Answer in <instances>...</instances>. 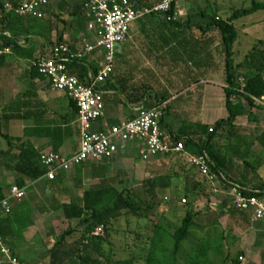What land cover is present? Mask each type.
I'll use <instances>...</instances> for the list:
<instances>
[{"label":"crops","instance_id":"1","mask_svg":"<svg viewBox=\"0 0 264 264\" xmlns=\"http://www.w3.org/2000/svg\"><path fill=\"white\" fill-rule=\"evenodd\" d=\"M4 2L5 0H0V3ZM75 2L78 0H66L64 8L71 12ZM181 4L184 6L180 19L183 23L188 18L187 11L191 9V5ZM1 19L2 17H0ZM161 19L163 18L161 17ZM202 22L205 23V19ZM248 34L246 31L238 32L239 37L233 48L235 65L243 64L253 51V45L248 42ZM5 35L10 37L7 33ZM80 35L78 42L72 44L75 47L78 46L84 33ZM67 37V35L64 36L65 39ZM33 38L30 37L29 42L23 39L22 43L30 44L27 46L20 42L21 52L16 53L11 49V55H0L5 57V60H0V125L6 123L9 133L17 134L15 136L8 135L15 140L13 158L18 152L19 140L31 143L39 156L42 153L54 152L69 157L79 151L80 143L72 147V139H66L56 152L55 137H47L45 130L47 122L51 124L53 130L62 125V118L71 113L70 100L62 93L53 92L48 80L32 79L34 61L42 56H47L45 48L40 51L38 43ZM95 63L100 69L102 58H95ZM115 70H117L116 78L112 76L107 89H104L106 117L101 122L103 128L119 126L132 120L135 117V109L138 107L152 109L159 106V100L152 96V91L140 103L135 104L131 103L125 95V92L150 87L165 89L170 94H173L172 87H186L180 95H176L164 103L168 109L161 127L168 143L173 144L176 138L191 143L190 150H188L190 154L195 155L197 145L205 140L207 129L228 118L224 93L226 82L223 75L222 39L217 31L204 32L190 29L188 26H156L150 23L146 25L139 23L120 49L116 58ZM247 71V68L241 69V73H247ZM161 72H168V74H164L166 76L164 77ZM19 104L22 110V120H6L3 110L11 107L18 108ZM249 108L245 107V115L242 117L244 121L241 124L236 123L242 127L235 135L240 140L239 143L248 140V136H253L252 129L255 126L259 128L257 130L259 136L264 133V98L256 100L255 108H250V110ZM166 116L170 117L171 125L166 123ZM164 126L167 127V133L163 130ZM1 134L3 133L0 130V139L7 141ZM7 145V149H2L0 152L8 151L10 148L8 141ZM127 150L121 152L117 158L121 159ZM12 160L5 163L14 165L15 160ZM2 161L0 159V196H8L11 187L15 186L17 182H23L26 191L28 187H38L33 197L39 199L40 206L45 209L46 214L63 212L62 206L65 204L56 202L54 192L66 182L72 171L59 176L56 181L41 179L33 182L28 179L20 180L16 173L5 169L4 161ZM108 163L99 162L96 164L104 167ZM96 168L98 167L95 166ZM11 180L13 181L11 182ZM27 197L26 192V198L17 202L22 203ZM51 200L55 201V206L52 205ZM11 206L12 214L0 220V233L2 230L5 236L2 237L3 240L16 255V249L19 246L17 237H15L16 221H12L14 207ZM236 230L242 232V239L251 237L258 242L255 251L260 254L261 264H264V224H251L246 232L241 229ZM42 231L45 232V230ZM7 233H12L13 236L8 235V237ZM47 248L49 247L45 244L44 252L39 254L48 253L50 248L49 250ZM41 255L39 256L41 257ZM245 261L251 264L247 259H244ZM33 262L42 264L38 255Z\"/></svg>","mask_w":264,"mask_h":264},{"label":"trees","instance_id":"2","mask_svg":"<svg viewBox=\"0 0 264 264\" xmlns=\"http://www.w3.org/2000/svg\"><path fill=\"white\" fill-rule=\"evenodd\" d=\"M24 0H5L4 3H0V11L2 21L0 24V48H9L14 52H21L22 46L20 45L21 38L26 42L30 41V37L40 36L42 33L31 31L23 25L22 18L14 14V12L8 11L6 5H12L17 7ZM50 5L46 10V15L54 16V7L58 5L61 10H64V4L66 0H49ZM143 6H156L163 0H138ZM185 0H174L173 9L169 14V17H174L177 13L180 4ZM184 9V6H183ZM258 11H264V3H255L253 7L248 10L236 11L226 21L220 17H209L207 12H200L204 22H195L194 15L187 11V20L181 22L180 19L172 20L170 22L167 19L158 16H148L138 23L151 25H163V26H176L184 27L188 26L190 29H197L200 31H217L220 33L222 39V48L224 56V70L223 75L226 82V88L224 90L226 97V110L228 112V118L223 119L207 129V135L205 140L197 145L195 155H208L213 161L215 170L222 173L227 179L226 174L222 171L224 163L222 161L221 153L222 148L219 143L227 140L232 142V139L242 129L236 122L239 118L244 117L245 107L248 106L251 109L256 107V100H262L264 98V51L259 50L260 46H256L251 54L248 55L246 61L243 64L235 65L233 48L238 40V31L234 26L236 20L253 15ZM72 18V27L77 25L79 32H86L88 21L85 10L83 8L81 0L73 4L72 11L70 12ZM156 21V22H154ZM48 31H52L51 25L48 26ZM9 34L6 36L5 34ZM64 34L61 33L60 39L57 43L64 42ZM260 45H264V42H260ZM0 60H5V57L0 56ZM70 73L77 76L82 81H85L90 72L97 74L99 68L95 63V60L87 63L75 62L70 67ZM242 68H247V73H241ZM117 70L114 71L113 76L116 78ZM168 74V72H161ZM166 77V76H164ZM32 79H39L44 81L45 78L41 76L33 66ZM108 84L104 87L107 89ZM161 88H138L135 91L125 92L128 100L135 104L140 103L145 99L149 92H156ZM173 94H170L165 89L157 93V99L160 105L169 101L172 97L180 95L186 87H172ZM156 94V93H155ZM168 108H166L165 112ZM70 114L62 118V125L55 130L52 129L51 124L47 122L46 135L47 137H55V151L63 145L66 139H73L75 144L80 143V128L77 123L78 109L76 105L70 101ZM6 120H22V110L20 104L18 108H9L3 110ZM164 118L161 121L163 123ZM9 143V150L6 152H0V159L4 161L5 169L17 174L20 180L28 179L30 181H38L44 178L46 171L41 167L39 163V155L35 147L29 142H22L19 140L18 152L13 158L15 140L8 135L1 134ZM258 142L264 150V133L258 137ZM172 144V143H171ZM173 144H183L186 150H190L191 143L186 140L176 138ZM16 148V149H17ZM169 158V157H168ZM11 159L15 160L14 165L6 164V161ZM178 159V158H177ZM180 159V158H179ZM12 160V161H13ZM2 161V162H3ZM196 175H200L198 170L192 168ZM173 177L166 176L164 179H152L145 182V188L148 195L153 199L158 198V189L166 190L170 188V184ZM161 183V184H159ZM17 186L24 188L23 182H17ZM160 185V186H159ZM204 192L208 201L207 210H216L209 219V224L203 226L201 229L206 231V237L200 239V243L194 248L190 247L186 249L187 245L192 239L197 238V231L201 230L200 226L195 222V219L202 213L203 210L199 209L195 211H187L186 217L182 221L181 227L176 231L174 235L167 233V230L160 226H156V233L152 240V247L145 261L147 264H181V259L184 258L183 264H210L205 259L215 252V254H221L226 249L229 240L234 234L236 229H241L246 232L251 227V217L247 213H242L235 209L231 200L227 196H219L217 201L212 204L210 200V187L204 180ZM209 191V194L206 193ZM253 191L264 192V188L255 189ZM204 194V195H205ZM257 196V195H256ZM188 195H186V198ZM4 197L0 196V200ZM187 200V199H185ZM188 202V201H187ZM213 205V206H212ZM64 214V223L69 224V227L65 232L59 236V240L49 250L50 263L49 264H137L139 258H132L125 261H114L104 253L105 241L102 237H95V231L104 227L105 232L109 233L113 223L119 220L126 213L127 215H134L141 217V208L137 200L128 191L119 192L116 188L107 187L97 190H90L84 192L80 203H70L62 206ZM226 220L227 226L222 223ZM78 222V228L74 229L71 223ZM82 230V231H81ZM10 233V231H9ZM80 234L79 238L75 242H68V239L75 234ZM11 237L13 234H8ZM1 236L4 238V233L1 230ZM9 237V236H8ZM246 242L243 245L244 250L241 252L239 258H236L231 264H241L244 259H247L252 264H261L260 254L256 253L258 242L251 237L245 238ZM165 240L172 243L171 252L168 253L165 247ZM235 240V239H234ZM237 240V239H236ZM230 244V243H229ZM229 259L226 258L222 261V264H229ZM260 262V263H259Z\"/></svg>","mask_w":264,"mask_h":264},{"label":"rangeland","instance_id":"3","mask_svg":"<svg viewBox=\"0 0 264 264\" xmlns=\"http://www.w3.org/2000/svg\"><path fill=\"white\" fill-rule=\"evenodd\" d=\"M184 2L186 5H191L189 12L194 15V21L202 22L200 12H207L209 17L218 16L226 21L236 11L251 9L254 2L264 3V0H185ZM54 10L55 15H48L44 20L32 17L22 18L23 25L32 34L39 32L44 35L43 37H34L33 40L38 43L40 51L45 48L44 51H47V56H50V50L59 41L61 33L68 36L67 39L64 38V42L67 41L69 44H76L81 33L85 35V32L78 31L76 24L72 27L70 11L61 10L58 5H55ZM1 14L0 11V17ZM234 24L239 33L244 31L249 33L248 42L253 45V49L260 46L259 50L264 51V45H260V42L264 41V11H258L253 15L236 20ZM50 25L52 27L51 32L48 31ZM138 25L139 23H136L131 31L133 32ZM22 42L24 41L21 38ZM28 44L22 43L24 46ZM41 53L43 54V52ZM159 91L161 90L158 89L153 92L152 96L157 97ZM243 121L244 119L239 118L236 123L241 124ZM166 123L171 125L170 117L166 116ZM258 129L255 126L252 129L254 131L253 136H248L250 140L248 139L243 143H239L238 137L232 139L231 143L227 140L219 143L222 148L221 157L224 163L222 171L228 178L250 191L264 188V150L257 140ZM0 130L4 135H17L15 132L11 133L12 135L9 133L6 123L0 125ZM163 130L166 132L167 127L164 126ZM75 143L76 141L72 139V147ZM140 144L141 142L129 144L128 150L121 159L117 158L110 161L104 167L96 163H89L87 166L75 168L68 175L66 182L54 194L56 202L61 204H81L82 195L90 190L113 187L119 192H130L139 203L142 216L137 217L125 213L123 217L115 221L109 233L104 232L101 236L105 241L104 253L114 261L139 258L137 264H147L145 259L152 247L151 243L156 233V226L164 228L172 236L181 227L187 211L196 212L201 209L203 210L202 213L195 219L201 229L209 224V219L216 210H207L208 201L204 192L206 189L204 179L196 175L192 167L184 160L162 157L146 164L140 159ZM7 146V141L0 139V151L7 149ZM95 166L98 168L95 169ZM166 176L173 177L170 188L168 191L158 189V198L153 199L144 187L145 182L152 179H164ZM37 190L38 187H28L26 191L28 197L24 202H11L14 207L12 221H16L15 237H17L19 246L16 249V255L22 261L30 264H35L33 261L38 255L42 264H49L51 260L49 252L44 253V255L39 253L44 252L45 244L51 249L59 240V236L67 230L69 224L64 223L63 212L59 214L45 213V209L40 206L39 199L33 197ZM206 193L209 194V191L206 190ZM186 195H188L187 198ZM219 196L221 195L213 197V193L210 191L212 204L217 201ZM185 199L188 201L187 204L183 203ZM54 204L55 201L52 205ZM222 223L225 227L227 226L226 220H223ZM71 225L74 229L78 228V222L71 223ZM196 231L197 238L192 239L186 249L195 248L200 243V239L206 237L205 229ZM241 233L235 230L226 249L221 252L222 255L213 252L205 261H209L210 264H222V261L228 258L229 264H231L233 260L239 258L244 250L243 245L245 243L243 242H246V239H242ZM79 236L78 233L73 235L68 239V242H75ZM165 241L164 249L170 253L172 243ZM183 262L184 258L181 259V264ZM241 264H248V262L242 261Z\"/></svg>","mask_w":264,"mask_h":264},{"label":"built area","instance_id":"4","mask_svg":"<svg viewBox=\"0 0 264 264\" xmlns=\"http://www.w3.org/2000/svg\"><path fill=\"white\" fill-rule=\"evenodd\" d=\"M86 13L87 34L74 46L68 42L56 43L50 56L34 61L39 74L48 80L53 92L62 93L78 109L77 123L80 128V148L76 154L65 157L58 153H42L39 163L46 171L43 179L56 181L75 168L89 163L110 162L134 142L140 144V158L149 163L162 157L180 158L198 170L215 195L227 196L235 209L247 213L253 225L264 224V192L250 191L227 179L215 170L208 155L188 153L183 144H170L162 131L161 121L166 104L152 109L138 107L135 117L119 126L102 127L106 117L104 87L111 80L116 58L128 41L132 27L148 16H158L168 22L178 20L184 11L178 8L174 17H169L174 0H163L156 6H143L138 0H81ZM49 0H24L17 7L7 4L6 9L18 17L44 20ZM11 49L1 48L0 55H11ZM102 58L97 74L90 72L85 81L70 73L75 62H92ZM257 195V196H256ZM212 197V198H213ZM26 198V189L15 185L9 195L0 200V220L12 214L11 202ZM215 199V198H213ZM187 204V200L183 201ZM104 227L94 236L101 237ZM0 264H30L20 260L6 245L0 233Z\"/></svg>","mask_w":264,"mask_h":264},{"label":"water","instance_id":"5","mask_svg":"<svg viewBox=\"0 0 264 264\" xmlns=\"http://www.w3.org/2000/svg\"><path fill=\"white\" fill-rule=\"evenodd\" d=\"M180 6H181V10L183 11V4H180Z\"/></svg>","mask_w":264,"mask_h":264}]
</instances>
